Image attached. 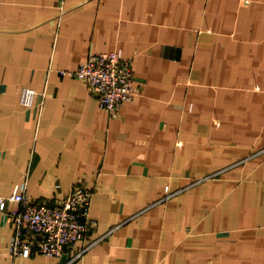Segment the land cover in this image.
<instances>
[{
    "label": "crops",
    "instance_id": "crops-1",
    "mask_svg": "<svg viewBox=\"0 0 264 264\" xmlns=\"http://www.w3.org/2000/svg\"><path fill=\"white\" fill-rule=\"evenodd\" d=\"M110 50L137 86L114 114L62 72ZM80 179L97 227L16 264H264V0H0V194Z\"/></svg>",
    "mask_w": 264,
    "mask_h": 264
},
{
    "label": "built area",
    "instance_id": "built-area-1",
    "mask_svg": "<svg viewBox=\"0 0 264 264\" xmlns=\"http://www.w3.org/2000/svg\"><path fill=\"white\" fill-rule=\"evenodd\" d=\"M62 72L84 80L100 106L111 114L137 93L133 60L115 50L91 54L78 68ZM37 93L34 88H23L22 103L32 106ZM94 192L93 186L80 179L69 194L54 202L33 198L26 182L10 195L0 194V211L14 230L7 264H16L18 257H30L35 251L65 258L98 224L91 215ZM82 256L78 250L63 264H82Z\"/></svg>",
    "mask_w": 264,
    "mask_h": 264
},
{
    "label": "rangeland",
    "instance_id": "rangeland-1",
    "mask_svg": "<svg viewBox=\"0 0 264 264\" xmlns=\"http://www.w3.org/2000/svg\"><path fill=\"white\" fill-rule=\"evenodd\" d=\"M39 200H41V199H39ZM96 227H97V226H96ZM96 227H95V228H96ZM95 228H94V229H95ZM94 229H93V230H94ZM93 230H92V231H93ZM83 241H84V240H83ZM80 244H81V243H80ZM84 248H88V249H89V246L85 245V246H82V247L80 248V250H81V252H82L83 255H84V253L88 250V249H87L86 251H85V250H82V249H84ZM80 250H79V251H80ZM84 251H85V252H84ZM80 261H81V260H80Z\"/></svg>",
    "mask_w": 264,
    "mask_h": 264
}]
</instances>
